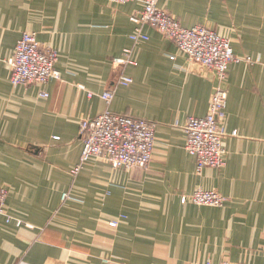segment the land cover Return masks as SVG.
Listing matches in <instances>:
<instances>
[{
  "label": "crops",
  "instance_id": "obj_1",
  "mask_svg": "<svg viewBox=\"0 0 264 264\" xmlns=\"http://www.w3.org/2000/svg\"><path fill=\"white\" fill-rule=\"evenodd\" d=\"M157 6L254 61L227 72L224 129L236 135L223 141L225 165L197 175L184 149L186 120L207 114L212 73L190 64L156 29L134 24L141 4L0 0V187L12 219L0 217V264H264V0ZM23 33L58 53L59 80L10 85L7 61ZM124 54L137 63L123 71L132 79L127 87L115 84L112 64ZM107 90L112 113L154 124L151 161L125 170L92 158L72 177L80 122L106 108L87 93ZM198 189L226 201L219 208L180 202Z\"/></svg>",
  "mask_w": 264,
  "mask_h": 264
},
{
  "label": "built area",
  "instance_id": "obj_2",
  "mask_svg": "<svg viewBox=\"0 0 264 264\" xmlns=\"http://www.w3.org/2000/svg\"><path fill=\"white\" fill-rule=\"evenodd\" d=\"M112 5L139 3L141 11L131 18L139 26H150L163 37L170 40L186 56L188 62L214 74L216 86L211 95L207 114L202 118L190 117L183 130L186 141L185 151L195 159L196 173L200 175L205 168L221 169L225 165L223 141L228 136L224 129L227 108V91L225 81L231 64H253L250 57H238L233 54L230 41L203 26L183 28L172 16L158 8L160 0H106ZM140 29H135L138 35ZM173 59V58H171ZM58 53L53 49L43 50L36 36L23 33L14 47L11 58L7 61L10 74L9 83L13 88L29 86H45L51 81L59 80V72L55 69ZM116 71L115 84L130 86L132 79L125 76L126 67H135L137 63L128 54L112 61ZM84 89L83 87H80ZM47 98L44 91L39 93ZM88 98L98 97L106 108L98 116L81 120L79 135L82 149L76 166L71 169L72 177L92 158H102L113 169L133 170L149 165L154 148V124L125 115L114 114L109 110L114 94L107 90L100 95L87 93ZM7 190L0 187V217L9 223L12 219L5 212ZM71 199L63 194L61 200ZM226 199L216 191L198 189L188 196H182V204L191 203L196 206L222 207ZM118 222L109 223L116 228ZM204 264H210L206 262ZM222 264H231L223 262Z\"/></svg>",
  "mask_w": 264,
  "mask_h": 264
},
{
  "label": "water",
  "instance_id": "obj_3",
  "mask_svg": "<svg viewBox=\"0 0 264 264\" xmlns=\"http://www.w3.org/2000/svg\"><path fill=\"white\" fill-rule=\"evenodd\" d=\"M197 66V65H196ZM198 68H200L199 66H197ZM213 75V77H214V80H215V83H214V88H215V86H216V78H215V76H214V74H212ZM214 88H213V90H214Z\"/></svg>",
  "mask_w": 264,
  "mask_h": 264
}]
</instances>
